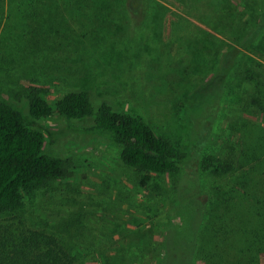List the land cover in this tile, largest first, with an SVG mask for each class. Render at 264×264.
Masks as SVG:
<instances>
[{
	"label": "rangeland",
	"instance_id": "374dc122",
	"mask_svg": "<svg viewBox=\"0 0 264 264\" xmlns=\"http://www.w3.org/2000/svg\"><path fill=\"white\" fill-rule=\"evenodd\" d=\"M263 1L132 0L122 7L121 0H48L31 13L26 2L7 0L0 95L25 116L26 101L13 99V93L28 86L39 88L51 105L68 92L85 91L95 108L106 103L129 111L186 153L194 143L192 161L179 174L154 177L140 188L91 118L44 119L38 124L43 153L66 160V174L25 195L21 210L0 217L2 226L15 234L54 236L74 264H158L164 239L186 234L177 226L190 213L189 199L196 197L201 206L207 199L202 185L213 186L199 173L201 157L264 129L262 113L242 108L236 96L223 106L221 92L199 96L196 112L176 108L183 94L215 72L222 46L231 44L221 18L236 21L245 3L257 10ZM222 179L219 186L227 178ZM258 251L254 264H264V250Z\"/></svg>",
	"mask_w": 264,
	"mask_h": 264
},
{
	"label": "trees",
	"instance_id": "16d2710c",
	"mask_svg": "<svg viewBox=\"0 0 264 264\" xmlns=\"http://www.w3.org/2000/svg\"><path fill=\"white\" fill-rule=\"evenodd\" d=\"M17 1L26 2L31 13H36L40 3L48 0ZM131 1L125 0L124 5L121 0L120 5L126 7ZM6 3L0 0V27ZM78 11L84 14L83 9ZM237 16L231 23L226 15L221 18V30L231 44L222 46L218 67L205 83L183 94L176 103L178 110L196 112V99L213 91L223 93V106L230 96H236L242 108L264 116V1L257 10L245 3ZM243 51L255 58L246 57ZM40 92L28 86L13 93V99L26 101L27 116L0 95V217L18 212L25 195L65 176L68 162L43 153L45 140L38 126L55 115L67 120L91 118L93 129L117 147L121 164L134 171L140 188H146L154 177L179 174L192 161L191 140V153H186L129 111H117L106 103L95 108L85 91L68 92L53 105ZM213 105L209 116L216 108ZM235 144L201 157L199 173L211 179L213 186L206 189L202 185L207 199L201 206L196 197L189 199L190 213L188 209V216L177 226V232L186 234H173V242L164 239L158 264H227L230 257L234 264H254L258 249L264 250V129L252 130ZM233 241L237 247L230 254ZM0 264H74V257L54 236L37 231L15 234L0 223Z\"/></svg>",
	"mask_w": 264,
	"mask_h": 264
}]
</instances>
